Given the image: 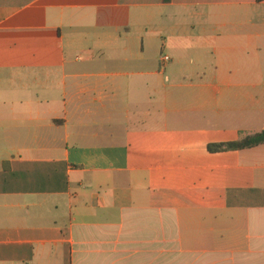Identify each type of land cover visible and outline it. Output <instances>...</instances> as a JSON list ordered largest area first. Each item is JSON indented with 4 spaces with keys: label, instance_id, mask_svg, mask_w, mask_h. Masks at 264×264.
<instances>
[{
    "label": "crops",
    "instance_id": "0c3cea01",
    "mask_svg": "<svg viewBox=\"0 0 264 264\" xmlns=\"http://www.w3.org/2000/svg\"><path fill=\"white\" fill-rule=\"evenodd\" d=\"M262 131L264 1L0 0V264H264Z\"/></svg>",
    "mask_w": 264,
    "mask_h": 264
},
{
    "label": "trees",
    "instance_id": "16d2710c",
    "mask_svg": "<svg viewBox=\"0 0 264 264\" xmlns=\"http://www.w3.org/2000/svg\"><path fill=\"white\" fill-rule=\"evenodd\" d=\"M262 145H264V131L250 135L241 134L239 140L234 142L211 144L208 146V151L210 153L242 151L253 149Z\"/></svg>",
    "mask_w": 264,
    "mask_h": 264
},
{
    "label": "built area",
    "instance_id": "2783aa9c",
    "mask_svg": "<svg viewBox=\"0 0 264 264\" xmlns=\"http://www.w3.org/2000/svg\"><path fill=\"white\" fill-rule=\"evenodd\" d=\"M162 62H163V63L170 62V58H169L168 56H163V57H162Z\"/></svg>",
    "mask_w": 264,
    "mask_h": 264
}]
</instances>
